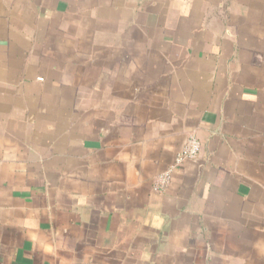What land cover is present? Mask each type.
<instances>
[{
    "label": "crops",
    "instance_id": "obj_1",
    "mask_svg": "<svg viewBox=\"0 0 264 264\" xmlns=\"http://www.w3.org/2000/svg\"><path fill=\"white\" fill-rule=\"evenodd\" d=\"M241 5L218 31V0H0V264H264V35L243 30L264 9Z\"/></svg>",
    "mask_w": 264,
    "mask_h": 264
},
{
    "label": "rangeland",
    "instance_id": "obj_2",
    "mask_svg": "<svg viewBox=\"0 0 264 264\" xmlns=\"http://www.w3.org/2000/svg\"><path fill=\"white\" fill-rule=\"evenodd\" d=\"M252 1L257 4L259 10L264 9V0ZM218 2L219 7L217 9L206 11L204 10V12L207 15L211 12L212 17L215 18L218 31H221L225 27L222 23L227 15H230L232 13L239 14L240 11H242L243 7L241 5V2H243V0H218ZM262 17L264 18V13H262ZM243 30L249 33L264 35V21L260 19L257 13L255 17H253L249 22H247V24H244Z\"/></svg>",
    "mask_w": 264,
    "mask_h": 264
},
{
    "label": "built area",
    "instance_id": "obj_3",
    "mask_svg": "<svg viewBox=\"0 0 264 264\" xmlns=\"http://www.w3.org/2000/svg\"><path fill=\"white\" fill-rule=\"evenodd\" d=\"M200 148L201 144L199 139L194 134H190L184 145L176 153L174 161L155 176L153 189L158 192L165 191L170 185L174 171L178 166L187 159L195 158L198 155Z\"/></svg>",
    "mask_w": 264,
    "mask_h": 264
}]
</instances>
